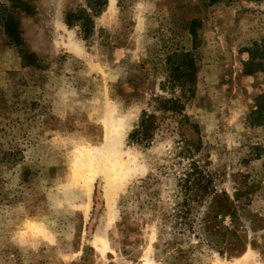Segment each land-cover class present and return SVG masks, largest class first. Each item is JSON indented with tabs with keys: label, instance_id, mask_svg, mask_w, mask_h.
<instances>
[{
	"label": "rangeland",
	"instance_id": "1",
	"mask_svg": "<svg viewBox=\"0 0 264 264\" xmlns=\"http://www.w3.org/2000/svg\"><path fill=\"white\" fill-rule=\"evenodd\" d=\"M263 42L264 0H0V264H264ZM144 113L149 143L129 136ZM106 117L137 154L117 183ZM193 161L211 190H186Z\"/></svg>",
	"mask_w": 264,
	"mask_h": 264
},
{
	"label": "trees",
	"instance_id": "2",
	"mask_svg": "<svg viewBox=\"0 0 264 264\" xmlns=\"http://www.w3.org/2000/svg\"><path fill=\"white\" fill-rule=\"evenodd\" d=\"M220 0H210L211 3H216ZM16 22L10 18L5 22V32L12 39V41L18 45L19 39L18 34L16 32ZM201 21L194 19L188 24L189 32L193 35V48L196 49L197 46V30L201 27ZM264 49V42L262 45ZM169 60L171 65L170 68V78L169 82L171 85H174L178 80L180 83V89L184 96L193 95L196 89V79H197V64H196V56L192 51H181L180 53L174 52L169 55ZM164 109L171 110L178 115H181L183 118H187L184 111V104L181 99H170L169 106ZM144 113L140 118L139 124L136 128H134L129 136L135 140H142L149 143L153 139L154 134V121L152 116L145 117ZM264 114V101L262 102V115ZM147 115V114H146ZM186 177L184 181L186 182L185 188L188 191L194 189H205L207 191L211 190L212 181L210 179H206L204 182L205 176L204 171L201 167L193 161L191 163L190 168H188L184 174Z\"/></svg>",
	"mask_w": 264,
	"mask_h": 264
},
{
	"label": "bare ground",
	"instance_id": "3",
	"mask_svg": "<svg viewBox=\"0 0 264 264\" xmlns=\"http://www.w3.org/2000/svg\"><path fill=\"white\" fill-rule=\"evenodd\" d=\"M106 118L104 120V122H105L104 126L107 129V134L104 137V144L101 145V143H102L101 142L100 146L97 148L100 151L99 161L102 162V170H103L104 174L106 175V177L108 178V180L110 179V182L113 181V182L117 183L118 179H122V178H120L122 175H124L126 177L129 175L131 176L133 174L136 175L139 173V171H138L139 169L136 170V168H135L137 166V154L134 152H127L126 153V151L125 152L121 151L120 147L117 145L118 141L116 144V141L114 140L116 138V137L114 138L116 132H114L115 134H113L114 127H112V130H110L111 127L109 124V118H107V119ZM119 130L121 132L117 133V135H121L120 133H124L126 131L125 126L120 125ZM110 138H112L111 142L108 141ZM88 147L90 148V146H88ZM94 147H95V145L93 144L92 148H94ZM91 150L92 149H88V152ZM83 181H85V180H83ZM92 181H93V178H87V180L85 181L84 187L87 190V192L92 190L91 189L92 188ZM95 240H96V243H98V241H101V242L107 244L106 240L104 239V236H102L101 233H97ZM104 248H105V246H104ZM247 257H248V254H246L242 259H245ZM242 259H239L240 264H242ZM215 264H225V263L217 262Z\"/></svg>",
	"mask_w": 264,
	"mask_h": 264
}]
</instances>
